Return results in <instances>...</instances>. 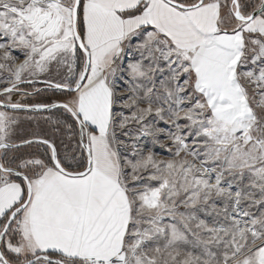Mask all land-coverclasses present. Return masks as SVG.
I'll use <instances>...</instances> for the list:
<instances>
[{"label": "snow or ice", "instance_id": "snow-or-ice-1", "mask_svg": "<svg viewBox=\"0 0 264 264\" xmlns=\"http://www.w3.org/2000/svg\"><path fill=\"white\" fill-rule=\"evenodd\" d=\"M0 264H264V0H0Z\"/></svg>", "mask_w": 264, "mask_h": 264}, {"label": "rangeland", "instance_id": "rangeland-1", "mask_svg": "<svg viewBox=\"0 0 264 264\" xmlns=\"http://www.w3.org/2000/svg\"><path fill=\"white\" fill-rule=\"evenodd\" d=\"M36 87L41 90V87L39 86V84H37ZM58 96H60L59 97L60 100L64 99V95L62 94V92L59 93L57 95V97ZM19 98H20L19 96L14 97V99H19ZM39 98H41V96L36 97L35 99H39ZM52 100H56V97L53 98ZM57 100H59V99H57ZM38 102H40V101H38ZM38 102L35 101V103H38ZM33 115H35V114H33ZM39 116L41 117V119L39 121L40 128H35L34 130H36V131H43V130H47L48 128H50V125H47V124L44 123V121L42 119L43 117L51 116L53 118H61V119L66 118V114L63 112V110L61 112L60 111H55V112H42V113L39 114ZM21 150H23V151H30L32 149H30L29 146L27 145V146L21 147ZM157 150L159 151V149H157ZM161 155L162 156H167V153L166 152H161Z\"/></svg>", "mask_w": 264, "mask_h": 264}, {"label": "trees", "instance_id": "trees-1", "mask_svg": "<svg viewBox=\"0 0 264 264\" xmlns=\"http://www.w3.org/2000/svg\"><path fill=\"white\" fill-rule=\"evenodd\" d=\"M39 86L41 87V93L39 96H41V98L39 99H33L31 102L35 103V101H40V102H47L49 100V98L52 100L53 98L56 97V100L59 99L60 100V96L57 97V95L59 93H61V90L58 89H54V88H48L46 87L44 84H39ZM58 92V93H57ZM37 96V97H39ZM55 111H62V109H52L49 111H45V112H55Z\"/></svg>", "mask_w": 264, "mask_h": 264}, {"label": "water", "instance_id": "water-1", "mask_svg": "<svg viewBox=\"0 0 264 264\" xmlns=\"http://www.w3.org/2000/svg\"><path fill=\"white\" fill-rule=\"evenodd\" d=\"M45 112V111H44ZM24 146H27V145H21V147H24Z\"/></svg>", "mask_w": 264, "mask_h": 264}]
</instances>
